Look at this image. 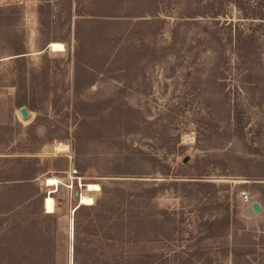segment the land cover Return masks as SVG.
Wrapping results in <instances>:
<instances>
[{
    "label": "rangeland",
    "instance_id": "1",
    "mask_svg": "<svg viewBox=\"0 0 264 264\" xmlns=\"http://www.w3.org/2000/svg\"><path fill=\"white\" fill-rule=\"evenodd\" d=\"M133 4L0 0V264H107L101 204L144 191L153 222L137 225L139 264H177L175 254L195 243L212 247L218 239L201 236L205 222L226 219L228 201L239 217L227 239L247 229L253 236L241 238L257 250L258 260L241 255L240 264H264L263 100L248 99L237 133L226 106L205 93L210 87L200 112V96L181 90L191 69L168 52L152 54L168 46L173 20L142 23ZM110 10L121 23L96 19ZM202 173L211 185L195 184ZM50 177L59 183L48 186ZM87 183L101 186L93 205L77 196ZM241 191L252 200L242 201ZM210 192L219 205L202 210ZM210 257L228 263L226 254Z\"/></svg>",
    "mask_w": 264,
    "mask_h": 264
},
{
    "label": "trees",
    "instance_id": "2",
    "mask_svg": "<svg viewBox=\"0 0 264 264\" xmlns=\"http://www.w3.org/2000/svg\"><path fill=\"white\" fill-rule=\"evenodd\" d=\"M132 3L133 7L140 9L136 16L143 18L142 23L163 24L166 19L173 20L168 46L154 49L152 54L155 57L157 53L161 56L168 52L192 70L183 74L182 92H190L192 96L198 94L202 100L203 89L210 87L205 93L223 103L229 110L233 132L243 131L247 123L244 121L245 115L249 116L248 99L256 95L264 103V0H132ZM234 8L238 11L236 17L230 13ZM102 16L104 21L96 19L105 24H118L123 20L122 15L111 10ZM76 34V39L80 41L78 30ZM113 55L111 62L116 53ZM121 55L119 52L115 61ZM200 103L201 112L208 104L203 100ZM209 110L212 118L216 111L210 106ZM204 121L199 122V127L208 125ZM200 175L204 177H196L202 178L195 181L196 185H211L207 180L210 178L209 173ZM144 192L121 199L118 206H105L108 201L116 202L114 197L110 200H107L109 197L106 198L101 204V211L106 212L109 231L107 264H139L137 225L147 226L153 222L151 210L146 207L150 198ZM200 200L203 201L200 206L202 210L213 204V207L219 205L217 196L211 192ZM235 207L237 208L235 203L228 201L226 219L215 216L211 221L205 222H210V226H207L201 236L218 239L216 244L210 248L200 243L193 244L194 249L189 248L175 254L177 264L193 261L212 264L214 259L210 254H226L227 264H240L241 255L246 262L256 259L252 254L257 250L255 252V249L249 248L253 242L241 238L247 234L253 236L247 229L240 230V234L233 232V235L228 236L230 239H227L225 229L231 228L239 217L237 212L232 215L231 209ZM74 252L76 253V248ZM262 255L263 259L264 254Z\"/></svg>",
    "mask_w": 264,
    "mask_h": 264
},
{
    "label": "bare ground",
    "instance_id": "3",
    "mask_svg": "<svg viewBox=\"0 0 264 264\" xmlns=\"http://www.w3.org/2000/svg\"><path fill=\"white\" fill-rule=\"evenodd\" d=\"M48 48L50 49V46ZM67 146L68 145H66L64 143H60L58 148L60 150H67ZM57 183H59V179L58 178L50 177V178H48V182L46 184L48 186H55V185H57ZM85 189H86V193L85 192L81 193V195L79 193L77 196L78 197L80 196L79 200H80L82 205H93L95 203V199H94L93 193H95L97 191H100L101 190V186H100V184H96V183H87Z\"/></svg>",
    "mask_w": 264,
    "mask_h": 264
},
{
    "label": "water",
    "instance_id": "4",
    "mask_svg": "<svg viewBox=\"0 0 264 264\" xmlns=\"http://www.w3.org/2000/svg\"><path fill=\"white\" fill-rule=\"evenodd\" d=\"M49 47V46H48ZM21 113L24 115V116H28L29 115V112L27 111V108H25V107H23L22 109H21ZM189 160V157L188 158H186V161H188ZM79 194V192H77V195ZM252 208H253V210L256 212V213H260L261 211H262V208H261V205H260V203H259V201H254L253 203H252Z\"/></svg>",
    "mask_w": 264,
    "mask_h": 264
},
{
    "label": "built area",
    "instance_id": "5",
    "mask_svg": "<svg viewBox=\"0 0 264 264\" xmlns=\"http://www.w3.org/2000/svg\"><path fill=\"white\" fill-rule=\"evenodd\" d=\"M239 197L242 199L244 202H250L252 200V196L248 191H241L239 193Z\"/></svg>",
    "mask_w": 264,
    "mask_h": 264
}]
</instances>
